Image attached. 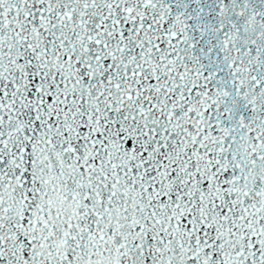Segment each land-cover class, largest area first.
I'll return each instance as SVG.
<instances>
[{"label":"snow or ice","instance_id":"obj_1","mask_svg":"<svg viewBox=\"0 0 264 264\" xmlns=\"http://www.w3.org/2000/svg\"><path fill=\"white\" fill-rule=\"evenodd\" d=\"M0 264H264V0H0Z\"/></svg>","mask_w":264,"mask_h":264}]
</instances>
